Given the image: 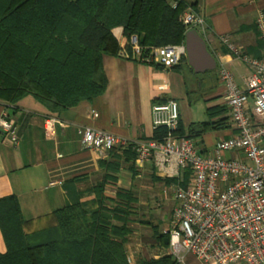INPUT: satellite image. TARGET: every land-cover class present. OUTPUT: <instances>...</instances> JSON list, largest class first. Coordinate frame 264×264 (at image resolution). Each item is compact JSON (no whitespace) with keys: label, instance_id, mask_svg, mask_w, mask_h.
<instances>
[{"label":"crops","instance_id":"obj_1","mask_svg":"<svg viewBox=\"0 0 264 264\" xmlns=\"http://www.w3.org/2000/svg\"><path fill=\"white\" fill-rule=\"evenodd\" d=\"M184 1L194 5L195 12L206 21L208 38L199 35L216 61L215 70L195 73L188 56L171 69L134 59L133 55L130 58L121 57V48L129 50V37L123 27H116L112 34L118 49L114 55L103 57V70L108 80L103 95L63 112L50 111L32 95L17 103L0 100V117L8 113L19 135V142L15 144L0 130V199L9 196L18 199L27 222V233L48 228L52 224L53 213L68 205L80 202L89 210H95L99 208V195L102 194L111 199L107 205L113 208V201L118 200L119 192H126L135 198L132 206L134 221L129 225L131 233L125 243L129 264L171 255L169 247L162 246L155 234L156 227L160 233L170 227L160 230L150 220L138 218L140 215L160 214L163 201L167 200L158 198L151 186L157 183L154 177L166 178L158 174L151 162L137 164L136 158L131 157L135 153L132 148L115 150L105 157L99 156L96 151L83 146L78 131L86 127L94 128L130 142L151 139L156 130L153 107L174 100L179 105V125L187 134L191 124L208 122V108L225 107L219 66L223 63L234 74L239 85L249 74V68L229 53L220 37L229 36L244 46L251 56L263 54V51L258 52L254 48L260 39L256 18L258 11L264 8V0ZM212 72L216 74L214 77L208 76L209 80L198 79L199 75ZM189 92L193 102L190 101ZM202 101L208 102L206 110L199 106ZM93 112L98 116L94 117ZM50 117L57 118L64 125L57 124L55 134L47 136L45 120ZM212 132L223 133L221 138H228L234 133L230 127ZM210 134L193 139L201 152L203 149L206 152L210 150L206 146L201 149L197 140L204 144V139ZM51 182L62 184L51 186ZM100 184H104V188L99 193L96 187ZM157 184L165 186L163 182ZM163 219L167 221L166 215ZM5 252L6 244L0 229V254ZM173 259L176 264H203L192 253L185 254L182 263Z\"/></svg>","mask_w":264,"mask_h":264},{"label":"trees","instance_id":"obj_2","mask_svg":"<svg viewBox=\"0 0 264 264\" xmlns=\"http://www.w3.org/2000/svg\"><path fill=\"white\" fill-rule=\"evenodd\" d=\"M189 7L195 9L184 0H0V100L17 103L32 95L52 112L92 101L107 89L103 57L118 49L114 28L123 27L128 37L138 35L144 52L182 44L189 30L181 15ZM254 49L264 50L260 39ZM189 96L193 102L190 92ZM207 115L208 122L191 124L187 134L180 124L178 133L197 139L230 127L225 107L208 108ZM164 132L156 129L153 138L160 139ZM131 157L135 160L136 154ZM188 177L186 172L184 185ZM154 181L179 183L177 178ZM103 188L100 184L96 190ZM98 202L95 210L80 202L68 205L53 213L48 228L29 234L18 199H0L6 244L0 264H129L125 243L134 221L135 198L119 192L113 208L102 194ZM157 229V239L168 248L170 235ZM140 264L176 262L166 255Z\"/></svg>","mask_w":264,"mask_h":264},{"label":"built area","instance_id":"obj_3","mask_svg":"<svg viewBox=\"0 0 264 264\" xmlns=\"http://www.w3.org/2000/svg\"><path fill=\"white\" fill-rule=\"evenodd\" d=\"M181 22L208 38L206 21L195 10L187 8ZM256 27L264 44V8L258 11ZM220 39L249 68V74L239 85L223 63L219 66L222 100L234 133L220 139L212 151L202 153L193 139L178 133L180 112L174 100L153 107L154 128L165 129L160 139L130 142L88 127L78 132L83 146L101 157L132 148L137 164L151 162L161 177L179 180L173 186L172 228L164 232L170 235V254L177 262L192 253L203 264H264V50L263 57L256 58L229 36ZM128 43L129 50L121 48V57L133 55L164 69L178 66L187 56L185 42L148 52L138 35L129 36ZM57 124L64 125L54 117L45 120L47 136L55 134ZM0 130L11 142H19L17 126L8 113L0 117ZM55 184L62 182L50 183Z\"/></svg>","mask_w":264,"mask_h":264},{"label":"rangeland","instance_id":"obj_4","mask_svg":"<svg viewBox=\"0 0 264 264\" xmlns=\"http://www.w3.org/2000/svg\"><path fill=\"white\" fill-rule=\"evenodd\" d=\"M189 8H191V7H189ZM215 74H216V72L209 73L208 75H199L198 79H200V80L208 79L209 80L208 76L214 77ZM206 104H208V102L202 101L199 104V106H202L204 109L206 107ZM205 110H206V108H205ZM206 113H207V110H206ZM222 135H223V133L211 132V134L208 135V137H206L204 139L205 140L204 144L201 143L200 140H197L199 147L202 149L206 146V147H208V149L210 151H212L215 148L217 142L223 138V137L221 138ZM173 189H174V187H171V186H167V185L164 186L161 184H157V183L155 184L154 183V186H151V190L154 192V194L157 195L158 198L159 197H161L162 199L165 198L167 201H163V204H162L161 209L159 211L160 214H151V215L147 214L144 216L140 215V216H138V218L144 219V220H150V222L152 224L159 226L160 230H163L164 228H169V227L172 228V223L170 222V215L172 214V211L174 209V201L172 200V195L174 194ZM164 215H166L167 221H164V219H163ZM159 221L162 225L159 223ZM168 221L170 224L168 223Z\"/></svg>","mask_w":264,"mask_h":264},{"label":"water","instance_id":"obj_5","mask_svg":"<svg viewBox=\"0 0 264 264\" xmlns=\"http://www.w3.org/2000/svg\"><path fill=\"white\" fill-rule=\"evenodd\" d=\"M187 56L195 73H205L216 69V61L208 52L205 40L197 30L190 29L185 38Z\"/></svg>","mask_w":264,"mask_h":264}]
</instances>
